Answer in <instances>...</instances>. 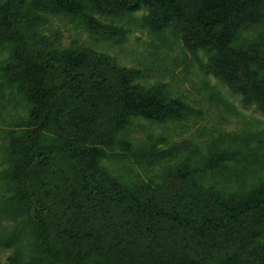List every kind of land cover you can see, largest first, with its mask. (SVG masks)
Segmentation results:
<instances>
[{"label": "trees", "instance_id": "obj_1", "mask_svg": "<svg viewBox=\"0 0 264 264\" xmlns=\"http://www.w3.org/2000/svg\"><path fill=\"white\" fill-rule=\"evenodd\" d=\"M56 16L116 45L135 28L172 30L203 74L264 115V42L237 45L264 27V0H0V98L26 113L0 175V214L15 224L0 239L7 264H264V130L239 149L129 138L138 120L203 113L165 85L145 87L140 69L61 48L42 34ZM106 161L158 171L114 175Z\"/></svg>", "mask_w": 264, "mask_h": 264}, {"label": "rangeland", "instance_id": "obj_2", "mask_svg": "<svg viewBox=\"0 0 264 264\" xmlns=\"http://www.w3.org/2000/svg\"><path fill=\"white\" fill-rule=\"evenodd\" d=\"M146 14V11L135 13L127 27L134 28V24H139ZM42 34L58 41L63 49L91 48L114 59L120 67L140 69L144 74L140 83L145 87L165 85L170 97L179 98L203 113L199 119L164 125L138 120L128 132V137L133 140H143L147 135L155 134L165 135L171 142L191 140L204 147L215 141L226 149H239V141L248 131L264 130V115L254 107H244L240 98L233 95L226 86L212 75L203 74L198 62L184 50L181 40L172 30L153 34L146 29L135 28L123 45H116L97 40L76 22L56 16L49 17ZM237 42V45L264 42V27L242 34ZM6 56L7 53H0V61ZM199 57L202 61H207L202 53ZM25 114L8 95L3 100L0 98V175L6 168L4 154L8 143L7 133L18 130L15 123ZM241 150L246 153L244 149ZM105 165L114 175L132 178L137 175L145 178L147 174L155 175L158 171L140 170L126 162L106 161ZM6 194L3 183L0 182V206ZM14 225V222L0 214V239L9 235ZM12 252L13 250L1 252L0 264H7Z\"/></svg>", "mask_w": 264, "mask_h": 264}]
</instances>
